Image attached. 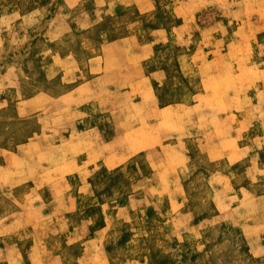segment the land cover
Wrapping results in <instances>:
<instances>
[{
	"label": "rangeland",
	"instance_id": "rangeland-1",
	"mask_svg": "<svg viewBox=\"0 0 264 264\" xmlns=\"http://www.w3.org/2000/svg\"><path fill=\"white\" fill-rule=\"evenodd\" d=\"M0 264H264V0H0Z\"/></svg>",
	"mask_w": 264,
	"mask_h": 264
},
{
	"label": "bare ground",
	"instance_id": "bare-ground-1",
	"mask_svg": "<svg viewBox=\"0 0 264 264\" xmlns=\"http://www.w3.org/2000/svg\"><path fill=\"white\" fill-rule=\"evenodd\" d=\"M93 133V132H92Z\"/></svg>",
	"mask_w": 264,
	"mask_h": 264
}]
</instances>
